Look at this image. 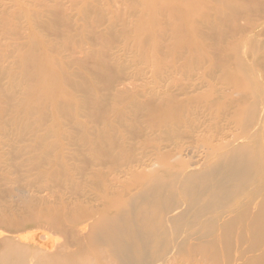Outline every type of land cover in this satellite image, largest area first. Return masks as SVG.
Segmentation results:
<instances>
[{"label": "rangeland", "instance_id": "374dc122", "mask_svg": "<svg viewBox=\"0 0 264 264\" xmlns=\"http://www.w3.org/2000/svg\"><path fill=\"white\" fill-rule=\"evenodd\" d=\"M254 138V190L206 221L248 183L205 201L215 163ZM263 169L264 0H0V240L69 264H264ZM173 200L181 232L111 243L116 207Z\"/></svg>", "mask_w": 264, "mask_h": 264}, {"label": "bare ground", "instance_id": "6f19581e", "mask_svg": "<svg viewBox=\"0 0 264 264\" xmlns=\"http://www.w3.org/2000/svg\"><path fill=\"white\" fill-rule=\"evenodd\" d=\"M175 115L176 114L174 113V111L171 114V116H168L165 114V117H166L165 122L175 123V121H174ZM257 143H258V141H256V138H254V139H251L250 141H245L244 143H240V145H241L240 147L239 146L233 147L234 153L231 156H229L228 158H226V162L222 161V159H221V161L217 159V158L223 157L226 154V153H224V147H222V145L220 143L215 144L211 147H207V151H209V157H208L209 161H212L214 159L218 160L215 164L224 166V170H222V172H218L214 177L211 178L212 181L207 182V185H204L205 192H206V194H208L207 198L204 199L205 201L206 200L208 201L209 198L214 199V198L220 196V195L218 196L219 192L223 191L222 190V188H223L222 181H226L227 179H232L233 177H240L241 178V177H243V175H245L244 178L247 180L248 183L245 184L244 186H242V188H240V189L238 188V192L236 194L234 193V196L232 197V199L231 200L229 199L230 201H228L226 204H222V206L220 204L221 207L217 203L213 209L205 210L207 207L206 202H204V200H199V201H203V202H201V204L198 206L196 203H198L199 201H197L193 206L197 205L198 211H200V212L202 210H205L204 216L208 215L207 216L208 219L206 221H211V222H214L216 220H218V221L223 220L224 221L226 216H229L232 214L231 213L232 208H236V205H240L242 203L243 198L240 197L241 194H243V193L251 194V192L254 190L255 187L252 186V183H254V182L257 183V182L254 179L252 181L251 173L247 171V168L250 171L249 165L251 163L244 156H245L246 152L252 151L256 147ZM189 152H190V150H185V155H188V154L191 155ZM199 158H200V156H199ZM196 160L197 159H195V161ZM195 161L191 162V163H195V164L199 163L198 161L197 162H195ZM221 162H223V163H221ZM219 163H221V164H219ZM153 165H155V164H153ZM240 165H244V166L246 165V166L242 170V169H240ZM212 169H214V168H212ZM248 177H250V180H248ZM187 179H188L187 181H189V184H191L192 182H190V180H192L193 178H189V176H187ZM194 181H196V180H194ZM20 191L21 190L18 189L19 193H20ZM158 192H159V190H158ZM195 193H197V191ZM199 193H200V191H199ZM254 193L257 195V191H255ZM187 194H188V190H187ZM146 195H148V194L143 195L144 201L146 200L145 199ZM193 197H194V195H193ZM129 200L130 199L120 201L119 204L123 205V206H125V204H126V206H127V203H128V206H127V208H128L131 206L130 203H133V201L135 203V200L131 199L130 200L131 202H129ZM178 200H179V202H181L185 206V204L183 203V201L181 199H178ZM147 202H149V200H147ZM151 203H154V201ZM151 203L143 204V205H149V208L148 207L143 208L142 211H140L139 207H138L139 208L138 210L135 209L136 210L135 214L132 213L133 217H130V211L129 210H128L129 212L125 211L127 208L122 209V208L116 207L114 209L115 211H113V212L115 214L112 213L113 215H112L111 221L108 219L110 221V225L112 223L114 224L111 226V229H112L110 231L111 234L109 233L110 234L109 238H110V241L112 244H115L117 248H118V246L120 247L121 245L124 246L126 244H129V240H132L135 236H143V233L144 234L147 233L148 236H150L149 232H151L153 234L164 233V235H166L168 233V232L166 233V231H170V230H174L177 233L181 232L180 231V227H181L180 223L183 222V221H181V218H183L187 215L186 213L188 212L189 209H187L185 207V210L183 212L175 215L176 216L175 217V216H173V214H171V212H173L171 210L173 209L174 204L176 203L175 200H173L172 203L167 204L166 207L158 209L156 211L150 210L151 209V205H150ZM116 205H117V203H116ZM161 207H163V206H161ZM139 212H141V213L139 214ZM159 213H160V215H159ZM180 216H181V218H180ZM163 220H164V224H163ZM225 223H226V221H224V223H223V228H225ZM101 224H102V222H101ZM188 224H190V221L185 222L184 226H187ZM85 227H86V225H83V226H80L79 229H81V230L83 229L85 231ZM96 230H97V228H96ZM81 232H83V231H81ZM4 233L10 234V235L13 234V232L12 233H6V232L0 231V236L2 237ZM170 233L173 234V232H170ZM152 236H154V235H152ZM3 242L5 244H3ZM22 242H24V243L27 242L25 244H28L30 242H35V244L38 245V246H36L34 244V246H36L37 249L41 245V243L37 239L32 240L30 238L20 236V235H16V237H11V238H3L2 240H0V244L2 245V248L0 249V251H1L0 264H30L29 261H27V255H28V253H30V251H31V253L33 252L32 255L34 258V261L32 262V264H69V260H68V262H66L65 258L62 256L61 252H59L58 254L55 255V256H59V257L61 256V258L58 257V258L52 259L49 256H44L43 254H38L37 251L31 250L30 247L24 246L25 244L22 245L21 244ZM149 242H150V240L148 241V244H149ZM63 248L66 249L67 246L63 245L61 250H63ZM49 249H50V247H49ZM118 255H119V253H118ZM58 259L59 260L61 259V261L58 262L57 261ZM74 263L76 264V262H74Z\"/></svg>", "mask_w": 264, "mask_h": 264}]
</instances>
